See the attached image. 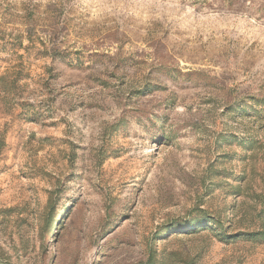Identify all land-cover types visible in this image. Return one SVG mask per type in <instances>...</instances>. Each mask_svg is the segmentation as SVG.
Here are the masks:
<instances>
[{"label": "rangeland", "instance_id": "obj_1", "mask_svg": "<svg viewBox=\"0 0 264 264\" xmlns=\"http://www.w3.org/2000/svg\"><path fill=\"white\" fill-rule=\"evenodd\" d=\"M262 232L264 0H0V264H264Z\"/></svg>", "mask_w": 264, "mask_h": 264}, {"label": "trees", "instance_id": "obj_2", "mask_svg": "<svg viewBox=\"0 0 264 264\" xmlns=\"http://www.w3.org/2000/svg\"><path fill=\"white\" fill-rule=\"evenodd\" d=\"M203 222H206V224H199L200 226H197L198 227V229H199V227H204V226H206V225H208V221L207 220H199V223H203ZM191 229H193V228H191ZM258 234H261L262 235V237H264V233L262 232V233H258ZM253 235V234H252Z\"/></svg>", "mask_w": 264, "mask_h": 264}]
</instances>
